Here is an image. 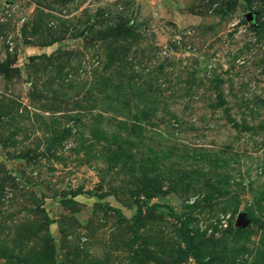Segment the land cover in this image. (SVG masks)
I'll use <instances>...</instances> for the list:
<instances>
[{"label":"rangeland","instance_id":"obj_1","mask_svg":"<svg viewBox=\"0 0 264 264\" xmlns=\"http://www.w3.org/2000/svg\"><path fill=\"white\" fill-rule=\"evenodd\" d=\"M0 264H264V0H0Z\"/></svg>","mask_w":264,"mask_h":264},{"label":"water","instance_id":"obj_2","mask_svg":"<svg viewBox=\"0 0 264 264\" xmlns=\"http://www.w3.org/2000/svg\"><path fill=\"white\" fill-rule=\"evenodd\" d=\"M245 18L248 22H252L253 20V16L251 13H247L245 15ZM249 221H247L245 219V215L244 214H239L236 218V221H235V226L238 227V228H244L246 227L249 223Z\"/></svg>","mask_w":264,"mask_h":264}]
</instances>
